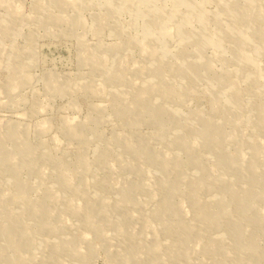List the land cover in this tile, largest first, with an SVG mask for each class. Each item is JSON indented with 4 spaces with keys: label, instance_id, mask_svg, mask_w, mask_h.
<instances>
[{
    "label": "rangeland",
    "instance_id": "obj_1",
    "mask_svg": "<svg viewBox=\"0 0 264 264\" xmlns=\"http://www.w3.org/2000/svg\"><path fill=\"white\" fill-rule=\"evenodd\" d=\"M66 1L0 0V143L11 159L0 165V264H264L251 253L264 250V181L248 167L250 143L242 137L252 136L264 151V0ZM238 33L245 39L236 43ZM152 84L162 91L148 92ZM238 101L248 125L232 122ZM195 111L208 122L225 114L217 132L240 127L243 134L198 147L195 128L179 123ZM181 142L205 165L197 196L186 183L196 163ZM161 154L181 166L161 168ZM224 157L236 165L228 168ZM219 177L226 188L208 185ZM230 187H246L244 214ZM33 203L47 209L52 227H40L43 213L32 211ZM90 204L99 232L84 226L80 209ZM203 211L221 224L202 223L195 216ZM256 216L261 224L252 222ZM180 222L192 225L188 243ZM235 223L244 250L227 238ZM217 241L222 250L207 249ZM59 244L67 246L52 248ZM130 246L138 247V262L123 259Z\"/></svg>",
    "mask_w": 264,
    "mask_h": 264
},
{
    "label": "bare ground",
    "instance_id": "obj_2",
    "mask_svg": "<svg viewBox=\"0 0 264 264\" xmlns=\"http://www.w3.org/2000/svg\"><path fill=\"white\" fill-rule=\"evenodd\" d=\"M69 3V1H66V0H60V3L62 4L63 3V5L64 4H66V3ZM128 2V1H127ZM183 3L184 2H186V1H182ZM235 12L236 11H234V13H232L233 14V16H235ZM256 15V14H255ZM158 17V16H157ZM202 17V16H201ZM58 19H63V18H61V17H59ZM155 19V18H154ZM261 20V19H260ZM73 22H75V20L73 21ZM72 22V23H73ZM79 22H81V20H79ZM184 23V22H183ZM155 25V24H154ZM184 26V25H183ZM180 27V26H179ZM236 31V30H235ZM239 35V33L238 34H236V38H235V41H236V43H239L240 41H244V39L245 38H243V37H239L238 36ZM258 35H259V31H258ZM252 38H250L249 40H251ZM257 40V39H256ZM202 46V45H201ZM183 48V47H182ZM258 49H259V51H262V53L264 52V39H262L261 37H260V35H259V40H258ZM153 54H154V51H151ZM241 55V54H240ZM236 56V55H235ZM241 56H243L244 57V59H245V61L247 62H249V61H251L250 59H252L253 60V57H250V56H246V55H241ZM235 58H237V57H235ZM239 59V58H238ZM243 63V62H242ZM159 66H160V61L159 62H156V64H155V67L157 68H159ZM189 65H186V67H184V68H182V70L181 71H184V72H189V67H188ZM157 68V70H159ZM245 67H242V69L241 70H243ZM162 69V68H161ZM180 69V68H179ZM197 69V68H196ZM196 69H195V71H196ZM154 70V69H153ZM199 70H201V69H199ZM15 73H16V71H14ZM112 72V71H111ZM110 75V77H111V74H109ZM113 76V75H112ZM110 79V78H109ZM189 79V78H188ZM189 80H194V79H189ZM108 81V80H107ZM106 81V82H107ZM156 81V80H155ZM194 81H196V80H194ZM91 82V81H90ZM112 82V81H111ZM113 83V82H112ZM111 84V83H110ZM230 85V84H229ZM231 85H233V83L231 84ZM11 87H14V86H8L7 88H8V90L9 89H11ZM68 87V86H67ZM83 87V86H82ZM238 87V86H237ZM147 88H148V92H152V91H154V89H156V88H158V90H161L162 91V87H161V85L160 86H156V85H154V84H152L151 86H147ZM184 88V87H183ZM233 89H234V87H232ZM55 89V88H54ZM157 90V91H158ZM188 90V89H187ZM186 90V91H187ZM164 91V90H163ZM147 93V92H146ZM228 93H229V90H228ZM231 93V92H230ZM234 93L236 94V95H238L237 94V92L234 90ZM118 94V93H117ZM139 95H140V92H139ZM228 95V94H227ZM136 96L138 97V93L136 94ZM141 96V95H140ZM239 96V95H238ZM251 96V95H250ZM119 97V96H118ZM219 97V96H218ZM234 97V96H233ZM240 98V97H239ZM119 100V99H118ZM122 101V100H121ZM213 101H216V98L213 100ZM228 101V100H227ZM239 102V101H238ZM216 103H217V101H216ZM244 108V106L239 102V104H238V106H236V107H233V117H232V122L233 123H235L236 124V122L237 121H239V124H242V123H245L244 125H248L247 123V120L246 119H243V117L241 116V115H239V114H242V112L243 111H241L242 109ZM262 106H260L259 105V107H258V112H261L262 111ZM162 110H164L162 107H160L159 106V108L157 107L156 108V111L157 112H162ZM123 112V111H122ZM120 114H121V112H120ZM178 116V115H177ZM240 116L242 117V118H240ZM236 117H238V119L239 120H237V118ZM178 119H179V117H177V118H175V121H176V123H178ZM191 119V120H190ZM180 120V119H179ZM228 120V116L227 115H225L224 114V116L223 117H221V119H219V120H217V121H209L208 122V119L206 118V117H204V116H202L199 112H197V111H195V112H192V114H189L187 117H185V118H182V120L181 121H179V123L181 122V126H182V128H184L185 130H186V128L187 129H189L190 131L193 129V128H195V133H196V138L198 139L197 141H199V145H198V147H204V143H208V145L209 146H212V147H217V146H219V143H220V138H224V137H226L227 135L229 136L226 140H228V139H231V138H239L240 137V135H242L243 134V132H241L239 129H240V127H238V128H236V130H235V132H231V133H228V134H226V133H222L221 134V132H217V130L219 131L220 129H219V125L220 124H222V123H225V121H227ZM260 120V119H259ZM125 122H127L129 125H131V124H133L134 122L133 121H131V120H126L125 119ZM211 123V126L209 127V128H206L207 126H209L208 124H210ZM7 129H10V130H17L13 125H7ZM242 133V134H241ZM10 134V133H9ZM12 134H13V132H12ZM242 137L243 138H246V140H248V143H250V148H249V150H250V154H252V156H251V158H249V157H247L248 158V161H249V163H248V167L250 168V170H252V172L254 171V170H258L259 172H260V175H261V178L262 179H260L259 181H264V166L263 167H260L261 169H258V167H259V162L261 161V160H263L264 159V151L263 150H261V149H257V147H256V144H255V139L252 137V136H250V137H247V136H243L242 135ZM123 139V140H122ZM121 139V143L122 142H124V141H127V142H125L124 144L126 145V147H127V149H129V150H131L133 153L135 152V154H137V155H141V153H143V152H139V151H136V150H133L132 148H134V147H132L133 145L131 144V142H130V140H129V138H126V139H124V138H122ZM133 143V142H132ZM198 143V142H197ZM179 145L180 144V141H177L176 142V145ZM180 147H182L183 149H185L186 151H187V154H188V159H187V161H189V160H191V161H193L194 163H196V167H197V169H196V172H195V174H194V176H191L192 174H189V177H188V181H186V183H187V185H189V187H190V192H191V194L192 195H195L196 193H197V190L199 189V187L201 188V186L199 185V176L202 174V169H204L205 168V165L203 164V162H202V160H200V158H199V156L197 157V156H195V155H193V153L192 152H190V147L189 146H187V145H185L184 143H182L181 142V146ZM168 149V148H167ZM26 150V149H25ZM141 151V150H140ZM145 152V151H144ZM25 153H28L27 151H25ZM149 153H150V151H149ZM192 153V154H191ZM103 154H105V153H103ZM84 155V154H83ZM100 156V155H99ZM152 159L154 158V155H153V153H152ZM229 156V155H228ZM222 159V158H221ZM225 159V160H224ZM224 159H222L223 160V162H225L226 163V165H227V167L228 168H231V167H233V166H235L236 165V160L234 159V157H224ZM10 157L7 155V153H6V148H4V145H3V142H2V145H1V143H0V165H2V166H5V165H7V164H10ZM86 160V159H85ZM177 159L176 158H172L171 160H168L167 158H165L164 157V155H163V159H162V154L160 155V159H159V166L161 167V168H163V169H170V168H174V167H176V168H178L179 166H181V161H176ZM215 160H216V163L219 165V162L221 163V161L218 159V158H216L215 157ZM87 161V160H86ZM105 161V160H104ZM247 161V160H246ZM103 162V161H102ZM100 163V162H99ZM88 164V163H87ZM237 165H240V166H243V164L241 163V164H237ZM90 168V167H89ZM181 168V167H180ZM87 170V169H86ZM13 171H15V169L13 168ZM88 174V173H87ZM10 177H13L12 176V174H11V176ZM244 177H246V174L244 173ZM89 179V178H88ZM178 179V178H177ZM69 179H67L66 181H68ZM178 180H180V179H178ZM251 182H252V184H255V177H254V173H253V176L251 177V179H249ZM70 181V180H69ZM177 181V180H176ZM258 181V182H259ZM162 182V181H161ZM207 182H208V185H210L211 186V184H221L222 183V188H226L227 187V183H226V180H225V177H219V178H216V179H212L211 181H209V180H207ZM71 184V183H70ZM167 186V188H169L170 190L172 189H174V187H173V183L172 182H170V184H168V185H166ZM71 187V186H70ZM18 189H20V187L18 186ZM245 189H246V187H244L242 190H240V193H238V192H236L233 188L231 189V187H230V195L232 196V200H234L235 202H238V206L242 209V213L241 214H244L246 211H247V208L249 207V206H247V203H245L244 201H243V195H247L248 194V191H245ZM200 190V189H199ZM23 195V194H22ZM25 195V194H24ZM1 196V195H0ZM195 196H197V195H195ZM163 197V196H162ZM220 197H222V195H220ZM219 197V198H220ZM99 198V197H98ZM194 198V197H193ZM224 198V197H223ZM222 198V199H223ZM101 199V198H100ZM100 199H93V200H95V201H98V200H100ZM0 200H1V202H2V200H3V198L2 197H0ZM13 200H14V197H13ZM12 200V201H13ZM121 200V199H120ZM124 200H127V198H125ZM94 201V202H95ZM195 201V200H194ZM85 202H86V200H85ZM119 203V202H118ZM155 203V202H154ZM153 203V204H154ZM166 201L164 200L163 201V203H162V205L160 206V210H162V208H164V207H166ZM25 204H26V206H29V203L27 202V199H25ZM34 204V203H33ZM32 204V206H30L31 208H32V211H38V213H40V212H42L43 213V217H44V220L40 223V227L41 228H48V227H52V224L50 225V222L48 221V213H47V209L45 208V207H43V205L42 206H39L38 204H34L33 205ZM120 204V203H119ZM134 204H136V203H134ZM160 204V203H159ZM71 205V204H70ZM97 205V204H96ZM116 205V204H115ZM155 205V204H154ZM200 207H202V206H204V203H202L201 205H199ZM73 207V206H72ZM80 207V206H79ZM26 208V207H25ZM25 208H22V209H19V211L18 212H24L25 211ZM3 209H5V208H3ZM80 209V208H79ZM138 209H139V207H138ZM154 209V208H153ZM81 211H83V218H84V226L85 227H89V228H91L94 232H99V230H96V229H94L95 227H93V220H92V218L90 217L91 215H92V213L95 211V208L93 207V205L92 204H90L89 206H85V207H83V208H81L80 209ZM158 210V209H157ZM101 211V210H100ZM165 211V210H164ZM13 212V211H12ZM99 213V212H98ZM156 213V212H155ZM207 213H205V211H203V213H198V216H195V217H199V220L202 222V223H205L206 225H208V226H214V225H216V226H219L220 224H221V218H219V216L218 215H212V214H209V215H206ZM11 215V214H10ZM195 215V214H194ZM93 216V215H92ZM211 216V217H210ZM213 217V218H212ZM94 219V218H93ZM153 219V218H152ZM161 219V218H160ZM19 220H20V218H19ZM18 220V221H19ZM176 220V219H175ZM20 221H22V219L20 220ZM109 221V220H108ZM164 221V220H163ZM182 221V220H181ZM166 222V221H165ZM171 222V221H170ZM179 222V221H178ZM252 222L253 223H262V219H260L259 217H257L256 216V218H254L253 220H252ZM108 223V222H107ZM175 223H176V221H175ZM181 223V222H180ZM180 223H178V224H180ZM264 223V222H263ZM164 224V223H163ZM167 224V223H166ZM185 223L183 222V223H181L180 224V227H182L183 229H184V231L180 234L181 236V240H182V243H185V242H187V238L189 237V235H192L191 234V223H188L187 222V225H184ZM191 225V226H190ZM92 226V227H91ZM107 226V225H106ZM116 226V225H115ZM168 226V225H167ZM84 227V228H85ZM155 228V229H154ZM154 228H152V229H154V232H155V230H156V227H154ZM163 228V227H162ZM168 228V227H167ZM88 229V228H87ZM89 230V229H88ZM129 230V229H128ZM164 230H168V229H164ZM175 230V229H174ZM194 230V229H193ZM9 231V230H8ZM121 231V230H120ZM169 231V230H168ZM7 232V230L5 231V233ZM92 232V231H91ZM142 232V231H141ZM140 232V233H141ZM163 232V231H162ZM170 232V231H169ZM125 233V232H124ZM244 232H243V229L241 230L240 229V226H239V224H237V223H235L234 225H233V228H232V231H231V233H229V237H227V238H231V242H232V248H236V249H239V250H244L245 248H246V246H247V244L246 243H244L243 242V239H242V234H243ZM175 234V233H174ZM179 233H177V235H178ZM166 235V234H165ZM93 236V235H92ZM167 236V235H166ZM173 236V235H172ZM179 237V236H178ZM87 238H89L88 236H87ZM226 238V237H225ZM90 239V238H89ZM171 239V238H170ZM178 239V238H177ZM13 240V239H12ZM93 240V239H92ZM168 240V239H167ZM56 241H58V240H56ZM55 241V242H56ZM59 241H61V240H59ZM168 242H170V241H168ZM10 245H16V244H18V243H14L13 241L11 242V241H9L8 242ZM57 243V242H56ZM72 244H74L73 243V241L71 242ZM180 243V242H179ZM188 243V242H187ZM45 244V243H44ZM47 244V243H46ZM55 244V243H54ZM169 245H170V243H168ZM223 242L222 241H217L214 245H212V246H209V247H207V249H210L211 250V252H215V251H217V250H222L223 249ZM56 245V244H55ZM161 245V244H160ZM166 245V244H165ZM183 245H185V244H183ZM188 245V244H187ZM63 246H67V245H64V244H59V245H57V246H53L52 248H61V247H63ZM158 246V244H157V242H155L154 243V245H151L149 248H151L150 250H152V249H154V248H156ZM168 246V245H167ZM176 246V245H175ZM180 247H181V244L179 245ZM74 247V246H73ZM170 247V246H169ZM249 247V246H248ZM132 248V246H130L128 249H127V251L126 252H128V253H124V255H123V259L125 260V261H130V262H138V259L133 255V253H134V251L135 250H137L138 249V247H136V248H133L132 250H130ZM67 250L69 249V248H66ZM166 249V248H165ZM130 250V251H129ZM143 250V249H142ZM158 250V249H157ZM225 250V249H224ZM187 251V250H186ZM249 251H255V249H249ZM253 255H255V256H258L259 255V257L260 258H263L262 260H264V250H261V251H259V252H251ZM184 256H186L185 254H184ZM164 257V256H163ZM155 259V258H154ZM170 259V258H169ZM187 260H189V259H187ZM154 262V261H153ZM9 263H11V261L9 260ZM27 262H22V264H26ZM53 263L54 264H61V262H59V260H57L56 258L55 259H53ZM186 263V262H185ZM12 264V263H11ZM140 264V263H139Z\"/></svg>",
    "mask_w": 264,
    "mask_h": 264
}]
</instances>
